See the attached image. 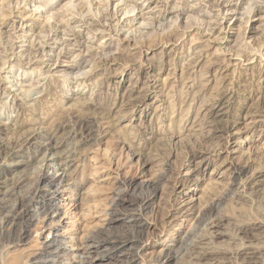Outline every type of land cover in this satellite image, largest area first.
<instances>
[{"label": "rangeland", "instance_id": "rangeland-1", "mask_svg": "<svg viewBox=\"0 0 264 264\" xmlns=\"http://www.w3.org/2000/svg\"><path fill=\"white\" fill-rule=\"evenodd\" d=\"M68 2L75 4L71 8ZM116 3L117 0H0V142L11 154H0V162L24 163L19 167L24 180L0 205V264H12L17 258L19 264H29L27 246L51 238L47 229L33 231L24 246L18 243L17 235L23 220L14 227L5 221L13 214L15 201H28L33 195L40 168L62 173L51 160L56 150L39 143H47L49 137H67L69 128L83 125L87 141L76 144L67 138V143H73L67 144L74 151L72 165L66 169L68 175L60 182L62 185L50 189H59L61 214L73 212L65 219L67 225L60 227L59 241L63 247L71 248L83 233L93 234L96 240L100 237L99 240L123 242L111 256L81 257L67 252V256H58L57 264L76 259L84 261L81 264H129L132 258L136 264H163L165 245L181 237L184 243L170 245L175 249L172 256H178L169 264H264V178L257 183L249 179L257 167L264 168V152L257 157L238 150L227 152L234 142L228 144L226 133L215 132L216 126L225 123L231 131H241L236 134L238 138L246 134L259 139V143L264 139V59L256 56L264 58V10L256 12V0ZM224 3H231L235 12L218 10ZM68 5L75 18L67 22ZM176 10L182 18L176 19ZM62 23L63 30L59 27ZM227 31V39L220 37ZM206 36L209 40L205 42ZM254 52L256 57L247 64L246 57ZM230 56L242 60L241 67L232 73L233 67L224 70ZM72 63L82 66L72 70L68 68ZM189 82L194 86L189 87ZM227 91V101L215 106L219 114L212 122L211 105ZM176 119L182 122L179 132ZM205 157L208 162L201 167ZM231 162L245 165L246 171L233 185L228 170ZM47 164L51 165L44 166ZM5 168L0 181L5 179L9 184L10 167ZM209 178L217 179V184L208 185ZM130 179L137 181L136 186L128 185ZM116 195L124 199L118 207L114 205ZM213 196H220L212 207L216 212L213 209L207 213ZM75 198L81 199L77 207L72 205ZM108 213L119 216L107 227L104 222ZM55 215L49 214V220ZM207 215L211 216L210 222ZM133 216L139 219V226L132 221ZM215 219L218 225L211 223Z\"/></svg>", "mask_w": 264, "mask_h": 264}, {"label": "bare ground", "instance_id": "bare-ground-1", "mask_svg": "<svg viewBox=\"0 0 264 264\" xmlns=\"http://www.w3.org/2000/svg\"><path fill=\"white\" fill-rule=\"evenodd\" d=\"M4 1V0H3ZM15 1V0H14ZM18 1V0H17ZM85 1V0H84ZM119 1H121V0H117V3H119ZM215 1V0H214ZM67 2V1H66ZM65 2V3H66ZM71 2V1H70ZM88 2V1H87ZM98 2V1H97ZM103 2V1H102ZM115 2V1H114ZM218 2V1H217ZM216 2V3H217ZM222 2V1H221ZM256 4L259 6V8L257 7V9H256V12L257 13H262V11L264 10L262 7H264V4L262 3V2H264V1H260L261 3H258L259 1H257L256 0ZM19 3V2H18ZM116 3V4H117ZM67 4V3H66ZM66 4H63V5H66ZM68 4H69V2H68ZM75 4V3H74ZM74 4H69L70 6H71V8H72V6H74ZM83 4V3H82ZM248 4V3H247ZM4 5V4H3ZM40 5V4H39ZM68 5V6H69ZM96 5V4H95ZM102 5H104V4H102ZM252 5V4H251ZM70 6L69 7H65L66 8V10H67V12L69 11V13L67 14V17H66V19H65V21H70V20H72V19H74L75 18V16L74 15H72L71 13H70V11H72V9L70 8ZM108 6V5H107ZM122 6V5H121ZM176 6V5H175ZM219 6V5H218ZM248 6V5H247ZM246 6V7H247ZM250 6V5H249ZM5 7V6H4ZM10 7L11 6H9V9H10ZM14 7V6H13ZM39 7V6H38ZM133 7V6H132ZM131 7V8H132ZM171 7V6H170ZM169 7V8H170ZM198 7H200V6H198ZM212 7V6H211ZM2 8V7H1ZM87 8V7H86ZM89 8V7H88ZM130 8V7H129ZM243 8V7H242ZM8 9V10H9ZM101 9H102V7H101ZM105 9H106V7H105ZM115 9V8H114ZM134 9V8H133ZM171 9V8H170ZM222 9H224V11H226V12H235V8H231V3H224V4H222V5H220V7H219V9L218 10H222ZM244 9H247V8H244ZM38 10V9H37ZM65 10V9H64ZM65 10V11H66ZM73 10H75V9H73ZM88 10V9H87ZM90 10V9H89ZM88 10V11H89ZM196 10V9H195ZM202 10V9H201ZM253 10V9H252ZM34 11V10H33ZM36 11V10H35ZM65 11H64V13H65ZM87 11V12H88ZM124 11H126V10H124ZM128 11H130V10H128ZM127 11V12H128ZM164 11H166V10H164ZM171 11H173V8H172V10ZM177 12V18L175 17V15H174V17L176 18V19H178V18H180L181 17V12L180 13H178V10H176ZM180 11V10H179ZM99 12V11H98ZM3 13V12H2ZM57 13V12H56ZM62 13H63V11H62ZM85 13V12H84ZM91 13V12H90ZM250 13V12H249ZM248 13V14H249ZM29 13H27V15H28ZM92 14V13H91ZM31 15L32 16H34V17H36V19L38 18V16H37V14H32V11H31ZM51 15V14H50ZM64 15V14H63ZM105 15V14H104ZM11 16V15H10ZM49 16V15H48ZM93 16V15H92ZM189 16V15H188ZM223 16V15H222ZM263 16V15H262ZM12 17V16H11ZM112 17V16H111ZM156 17V16H155ZM196 17V16H195ZM260 17V16H259ZM51 18H54V17H51ZM64 18H65V16H64ZM104 18V17H103ZM182 18V17H181ZM192 18V17H191ZM23 19V18H22ZM28 19V18H27ZM47 19V18H46ZM50 19V18H49ZM59 19V18H58ZM189 19V18H188ZM60 20V19H59ZM174 20V19H173ZM191 20H193V19H191ZM198 20V19H197ZM24 21V20H23ZM46 21H48V19L46 20ZM61 21V20H60ZM64 20H62V22H63ZM179 21V20H178ZM246 21V20H245ZM40 22V21H39ZM42 22V21H41ZM67 22L65 23V24H67ZM104 22V21H103ZM209 22V21H208ZM216 22V21H215ZM48 23V22H47ZM64 23V22H63ZM63 23L61 24V25H59V27H61L62 28V25H63ZM102 23V22H101ZM105 23V22H104ZM115 23V22H114ZM207 23V22H206ZM44 24V23H43ZM64 24V25H65ZM158 24V23H157ZM263 24V23H262ZM56 25V24H55ZM74 25V24H73ZM113 25V24H112ZM196 25V24H195ZM35 26V25H34ZM51 26V25H50ZM71 25H69V27H70ZM114 26V25H113ZM206 26V25H205ZM218 26V25H217ZM66 27V26H65ZM74 27V26H73ZM151 27V26H150ZM189 27V26H188ZM215 27V26H214ZM40 29V28H39ZM44 29V28H43ZM174 29V28H173ZM203 29V28H202ZM49 30V29H48ZM60 30V29H59ZM62 30H63V28H62ZM61 30V31H62ZM102 30V29H101ZM70 31V30H69ZM119 31V30H118ZM198 31V30H197ZM203 31V30H202ZM9 32V31H8ZM32 32V31H31ZM44 32V31H43ZM206 32V31H205ZM209 32H210V30H209ZM219 32V31H218ZM37 33H39V32H37ZM54 33V32H53ZM69 33V32H68ZM202 33V32H201ZM262 33V32H261ZM40 34V33H39ZM38 34V35H39ZM44 34V33H43ZM199 34V33H198ZM202 34H204V33H202ZM213 34H214V32H213ZM47 35V34H46ZM72 35L74 36V35H76V33L75 32H72ZM184 35V34H183ZM225 36H220V37H224L225 39H227L228 37H229V32L227 31V35L226 34H224ZM33 36V35H32ZM176 36V35H175ZM204 36V35H203ZM211 37V36H210ZM219 37V38H220ZM37 38V37H36ZM75 38H77L76 36L74 37V39ZM204 38V37H203ZM43 39V38H42ZM63 39V38H62ZM205 40V42H206V40H209V38H208V36H206L205 38H204ZM211 40H212V38H211ZM264 40V39H263ZM43 42V41H42ZM77 42V41H76ZM208 42V41H207ZM210 42V41H209ZM38 44H41V42L40 43H38ZM46 44V43H45ZM69 44V43H68ZM109 44V43H108ZM201 44V43H200ZM207 44H209V43H207ZM206 43H205V46H208ZM262 44V43H261ZM32 45V44H31ZM78 45V44H77ZM85 45V44H84ZM111 45V44H110ZM115 45V44H114ZM239 45V44H238ZM258 45V44H257ZM256 45V46H257ZM81 46V45H80ZM203 46H204V43H203ZM32 47V46H31ZM199 47H197V49H198ZM201 48V47H200ZM257 48V47H256ZM115 49V48H114ZM235 49V48H234ZM96 50V49H95ZM201 50H203V48L201 49ZM200 50V51H201ZM217 50V49H216ZM216 50H215V52H216ZM253 50H255V49H253ZM252 50V51H253ZM87 51V50H86ZM218 51V50H217ZM246 51V50H245ZM251 51V50H250ZM62 52V51H61ZM84 52V51H83ZM41 53V52H40ZM76 53V52H75ZM240 53V52H239ZM239 53H237V54H239ZM94 54V53H93ZM199 54V53H198ZM205 54V53H204ZM247 54V53H246ZM256 52H254V53H251L250 55H249V57H246V59L245 60H247V64H250L251 62H252V59L254 58V57H256V56H258L259 58H261V59H264L263 58V55H261V54H257ZM35 55V54H34ZM57 55V54H56ZM199 55H201V54H199ZM198 55V56H199ZM240 55V54H239ZM242 55V54H241ZM256 55V56H255ZM11 56V55H10ZM38 56V55H37ZM203 56H206V55H203ZM57 57V56H56ZM196 57V56H195ZM201 57V56H200ZM207 57V56H206ZM239 57V56H238ZM237 56H234V58L232 57V56H230L228 59H226V62H225V72L227 71V70H230V68H232L233 67V69H231L230 70V72L232 73L235 69H238V67H241V59L240 58H238ZM243 58H245V57H243ZM203 59V58H202ZM202 59L200 60L201 62H202ZM85 60V59H84ZM239 60V61H238ZM5 61V60H4ZM3 61V62H4ZM196 61V60H195ZM200 61L197 63V67L199 66V64H200ZM203 61H206L205 59H203ZM223 61V60H222ZM30 62V61H29ZM5 63V62H4ZM84 63H85V61H84ZM260 62H258V64H259ZM190 64V63H189ZM257 64V65H258ZM12 65V64H11ZM191 65V64H190ZM261 65V64H260ZM49 66V65H48ZM60 66V65H59ZM82 65L81 64H79V63H72V64H68V68H70V69H72V70H74V69H80V67H81ZM84 67V66H83ZM201 67V66H200ZM199 67V68H200ZM91 68V67H90ZM190 69V68H189ZM198 69V68H197ZM197 69H195V70H197ZM223 69V68H222ZM182 70V69H181ZM221 70V69H220ZM56 71H59V70H56ZM79 71V70H78ZM84 71V70H83ZM88 71V70H87ZM56 73V72H55ZM86 73V72H85ZM189 73V72H188ZM187 73V74H188ZM200 73V72H199ZM32 74V73H31ZM62 74V73H61ZM180 74V73H179ZM186 74V75H187ZM193 74V73H192ZM203 74V73H202ZM235 74V73H234ZM63 75V74H62ZM79 75H82L81 73L79 74ZM185 75V76H186ZM227 75V73H225L223 76H226ZM231 75V74H230ZM77 76V75H76ZM215 76V75H214ZM187 77V76H186ZM229 77V76H228ZM166 78V77H165ZM191 78V77H190ZM216 78V77H215ZM222 78V77H221ZM262 78V77H261ZM179 79V78H178ZM181 79V78H180ZM193 79V78H192ZM260 79V78H259ZM185 80V79H184ZM199 80V79H198ZM229 79H227V81H228ZM187 81V80H186ZM185 81V82H186ZM260 81V80H259ZM192 82V81H191ZM214 83V82H213ZM225 83V82H224ZM47 84H49V83H47ZM162 84V83H161ZM170 84V83H169ZM183 84V83H182ZM200 85V84H199ZM202 85V84H201ZM43 86V85H42ZM187 86V85H186ZM194 85H193V83H190L189 82V87H193ZM197 86V85H196ZM198 87V86H197ZM213 87V86H212ZM180 88V87H179ZM198 88H200V86L198 87ZM197 88V91H199V89ZM20 89H22L21 87H20ZM220 89H222V88H220ZM27 90V89H26ZM244 90V89H243ZM257 90V89H256ZM4 91V90H3ZM260 91V90H259ZM241 92V91H240ZM181 93V92H180ZM196 94V93H198V92H195V91H193V94ZM228 93V91L227 92H225L220 98H218V99H216L214 102H213V104L211 105V111L209 112V115H210V117H211V121L213 122L214 121V119L218 116V114H219V112H217L218 110H215L216 109V107L215 106H220V104L222 103V100H224L225 99V97H226V94ZM258 93V92H257ZM192 94V93H191ZM190 94V95H191ZM193 94H192V96H193ZM247 94V93H246ZM26 95V94H25ZM185 95V94H184ZM177 96V95H176ZM181 96V95H180ZM248 96V95H247ZM258 97H259V95H257ZM165 97V96H164ZM184 97V96H183ZM256 97V96H255ZM170 98V97H169ZM191 98H193V97H191ZM197 98V97H196ZM227 98V97H226ZM261 98V97H260ZM229 99V98H228ZM33 100V99H32ZM79 100V99H78ZM85 100V99H84ZM184 100V99H183ZM193 100V99H192ZM192 100H190V102L188 103V106L191 104V101ZM198 100V99H197ZM197 100H195L194 99V102L196 101L197 102ZM257 100V99H256ZM23 101V100H22ZM34 101V100H33ZM83 101V100H82ZM172 101V100H171ZM203 101V100H202ZM225 101H227L226 99H225ZM79 102V101H78ZM180 102V101H179ZM201 102V101H200ZM30 103H31V101H30ZM170 103V102H169ZM256 103H257V101H256ZM182 104V103H181ZM211 104V103H210ZM73 105V104H72ZM169 106V105H168ZM172 106H173V104H172ZM201 106V105H200ZM252 106V105H251ZM257 107V106H256ZM166 108V107H165ZM189 108V107H188ZM201 108V107H200ZM254 108V107H253ZM173 109V108H172ZM185 109H187V108H185ZM185 109H184V111H182V113H184L185 112ZM262 109V108H261ZM197 110V109H196ZM35 111V110H34ZM172 111V110H171ZM187 111V110H186ZM164 113V112H163ZM171 113V112H170ZM181 113V112H180ZM182 113H181V115H182ZM226 113V112H225ZM255 113V112H254ZM171 115V114H170ZM181 115L180 116H178V117H180V119H181ZM197 115V114H196ZM226 116H227V114H226ZM236 116V115H235ZM88 117H90V116H88ZM173 117V116H172ZM183 117H185V115H183L182 116V118ZM200 117V116H199ZM209 117V118H210ZM222 117V116H221ZM250 117V116H249ZM86 118H87V116H86ZM92 118V117H91ZM180 119L179 120H177L176 119V126H177V128H178V132H179V130H180V125H181V121H180ZM194 119V118H193ZM83 120H85V119H83ZM199 120V119H198ZM87 121H90V118H88V120ZM92 121V120H91ZM196 121V120H195ZM225 121H227L226 119H225ZM231 121V120H230ZM79 122V121H78ZM80 122H82V120L80 121ZM93 122V121H92ZM181 122V123H180ZM222 122V121H221ZM83 123V122H82ZM86 123V122H85ZM89 123H91V122H89ZM168 123H169V121H168ZM184 123V122H183ZM199 123V122H198ZM216 123V122H215ZM219 123H220V121H219ZM4 124V123H3ZM172 124V123H171ZM192 124V123H191ZM1 125V124H0ZM74 125V124H73ZM72 125V126H73ZM89 124L87 123V126H88ZM167 125H170V124H167ZM222 125V124H221ZM226 125H228V124H225L224 123V125H222V126H220V125H218V126H216L215 127V132H222V133H226V141H227V143L229 144L230 142H234V146H232L229 150H227V152H230V153H232V152H235V151H240V152H242V154L243 155H251V156H256L257 154H259V155H261L260 153L261 152H264L263 150H264V139H262L263 141L261 142L260 141V143H259V139H252L253 138V136H249V135H247L246 136V134H245V137L244 138H238L237 136H236V134H238L239 132H241L240 130H237V131H235V132H233V131H231L230 129H228L227 128V126ZM81 126V125H80ZM79 126V127H80ZM92 126V125H91ZM90 126V127H91ZM180 126V127H179ZM189 126V125H188ZM70 127H71V125H70ZM86 125H83V126H81V128H78V126H74V127H72V129H70L69 128V131L67 132V133H70V134H68L69 136H67L66 137V135H62V137H60V138H58V140H54L55 138H54V136H53V138L54 139H52V137H49L48 138V142L47 143H39V144H42V145H44V148H46V149H53V150H56L54 153H52V155H53V159H51L52 161H54L55 163V165L57 166V168H59V169H62V173H60L59 175H57L55 172V174H53V173H49L46 169L44 170V168H40V170L38 171V173H37V176H36V187L34 188V190H33V195L32 194H30L31 195V197L29 198V200L28 201H26V199H25V201H24V198H20V199H18V201H15L16 203H14V207H13V214H11V217H7V219H6V221L5 222H8V223H11V226L12 227H14L15 226V224L19 221V220H23V225H21V228L19 229V232H18V243H22V244H24V243H26V240H27V238L31 235V232H33V231H39V230H42V229H47L48 230V233H51L52 235H51V238L50 239H48V240H43V241H41V242H37V243H35L32 247H31V245L30 246H27L28 247V249H29V247H30V251H28L27 250V252H29L28 254H27V252H25V254H26V261L27 262H29V264H57V258H58V256L60 255V256H62V255H64V254H66L67 252H69V253H71V254H73L74 256H84V257H92L91 256V254H96V255H100L101 257H107V256H111L112 255V253H113V251H114V249L119 245V244H121L123 241L121 240V241H116V240H109V239H101V240H99V238L96 240V239H94L93 238V234H85V235H83V233H82V235L80 236V238H79V240L73 245V246H71V248L70 247H63V245L60 243V241H59V236H61V225H63V224H65L66 223V225H67V222H65V219L68 217V215H71V214H73V212H68V211H62V214H61V208H60V198H61V195H60V193H57L58 192V188L56 187V188H54L53 190H50L53 186H56V185H58L61 181H62V179L63 180H65L66 179V177H67V172H66V169H68V167H70L72 164H71V162L73 161V153H74V151H73V149L71 150V148H69V145L71 144V141H76V144H77V142H79V143H81L83 140L86 142L87 141V138H85V135H83L85 132H86ZM186 127V126H185ZM191 127V126H190ZM1 128V127H0ZM211 128V127H210ZM92 129V128H91ZM165 129V128H164ZM168 129V128H167ZM176 129V128H175ZM187 129H189V128H187ZM88 130H89V126H88ZM93 130V129H92ZM157 131V130H156ZM161 131V130H160ZM90 132H92L91 130H89V133ZM39 133V132H38ZM65 133V132H64ZM153 133V132H152ZM166 133V132H165ZM243 133V132H242ZM92 134V133H91ZM94 134V133H93ZM158 134V133H157ZM161 134V133H160ZM178 135H179V133H178ZM61 136V135H60ZM65 136V137H64ZM87 136V135H86ZM88 136H89V134H88ZM172 136V135H171ZM56 137V136H55ZM93 137V136H92ZM236 137L238 138V139H240V140H236ZM29 138H30V136H29ZM28 138V139H29ZM67 138H71V141L69 142V143H67ZM57 139V138H56ZM90 140H91V138H90ZM1 141V140H0ZM31 141V140H30ZM83 141V142H84ZM92 141V140H91ZM96 141V140H95ZM168 141V140H167ZM225 141V142H226ZM83 142H82V144H83ZM90 142V141H89ZM32 143H33V141H32ZM88 143V142H87ZM67 144H69V145H66ZM84 144H86V143H84ZM219 144V143H218ZM223 144V143H222ZM4 145L5 144H2L1 142H0V154H5V155H11L10 153H8V151L9 150H7V151H5L6 150V148H7V146H5L4 147ZM38 145V144H37ZM65 145V146H64ZM71 145H73V143L71 144ZM70 145V146H71ZM226 145V144H225ZM63 146H64V148H63ZM76 146V145H75ZM133 146V145H132ZM58 147H61L60 148V150L58 149ZM9 148V147H8ZM72 148H73V146H72ZM79 148V147H78ZM76 149H77V147H76ZM76 149H74V150H76ZM220 149V148H219ZM11 150V149H10ZM12 151V150H11ZM137 151V150H136ZM226 151V150H225ZM10 152V151H9ZM48 152V151H47ZM218 152V151H217ZM130 153V152H129ZM211 153L212 152H209L208 153V156H210L211 155ZM145 155V154H144ZM264 155V154H263ZM58 158V160L59 159H62V158H64L63 160H60V161H56L57 160V158ZM72 156V157H71ZM154 156V155H153ZM205 156V155H204ZM246 157V156H245ZM257 157V156H256ZM255 157V158H256ZM260 157V156H259ZM258 157V158H259ZM1 158H4V157H1ZM6 158V157H5ZM82 158V157H81ZM155 158V157H154ZM205 160L204 161H201L202 163H201V167H204L205 165H206V163L208 162V157H205L204 158ZM249 159V157L247 158V160ZM5 160V159H4ZM252 160H254V159H252ZM245 161V160H244ZM4 162V161H3ZM6 162V161H5ZM25 162V161H24ZM39 162V161H38ZM41 163V162H40ZM48 163V162H47ZM51 163V162H50ZM23 161L21 160V161H16V162H14V163H11V164H7V165H9V174H10V176H12V178H11V180L9 181V184H6V180L4 179V180H2V181H0V205L4 202V200H6L5 198L7 197V196H9L11 193H13V191L16 189V188H18L19 187V184L24 180V175H23V173H21V170L20 169H22V168H20L19 169V167H21V166H23ZM65 165L66 167H63L62 165ZM7 165H3L1 162H0V176H2L1 174H2V172L4 171V169H6L7 170V168H5V166H7ZM51 164H47V165H44V166H50ZM26 166V165H25ZM24 166V167H25ZM53 166V165H52ZM228 170H229V175H230V183L233 185V184H235V182H236V179L237 178H239L243 173H245L246 171H245V165H241V164H238V163H233V162H231L230 164H228ZM260 166V165H259ZM41 167V166H40ZM247 167V166H246ZM46 168V167H45ZM48 168V167H47ZM259 167H257V170L254 172L255 174L254 175H252V176H250L249 174L251 173H249V174H247V175H249L250 177H249V179L250 178H252V182H254V183H257V182H259V180H260V178H264V168H263V166H261L259 169H258ZM24 169V168H23ZM253 169V168H252ZM32 171H33V169H32ZM32 171H30V172H32ZM253 171H254V169H253ZM23 172V171H22ZM58 173V172H57ZM253 173V172H252ZM9 174H8V176H9ZM140 174V173H139ZM5 176V175H4ZM7 176V175H6ZM5 176V177H6ZM117 176V175H116ZM27 177V176H26ZM114 177V176H113ZM116 178V177H115ZM1 179H2V177H1ZM34 179V178H33ZM248 179V176H247V179H246V181L247 180H249ZM242 180V179H241ZM6 181V182H5ZM140 181V180H139ZM142 181V180H141ZM141 181H140V184H141ZM207 181V180H206ZM240 181V180H239ZM261 181V180H260ZM137 182V181H136ZM133 179H130L129 181H128V185L132 188V187H134V186H136L135 185V183H136ZM208 182V181H207ZM243 182V181H242ZM206 183V182H205ZM212 185H216L217 184V179H215V178H209V182H208V185H210V184ZM216 183V184H215ZM229 183V182H228ZM229 183V184H230ZM241 183V182H240ZM245 183V182H244ZM61 185H62V183H60ZM138 184V183H137ZM207 185V186H208ZM243 185V184H242ZM128 186V187H129ZM231 186V185H230ZM206 187V186H205ZM213 187V186H212ZM229 187V186H228ZM207 188V187H206ZM208 188H210V186L208 187ZM230 188V187H229ZM234 188V187H233ZM121 189V188H120ZM204 189V188H203ZM20 190V189H19ZM134 190V189H133ZM197 190V189H196ZM209 190H211V188L209 189ZM208 190V191H209ZM233 190V189H232ZM16 191V190H15ZM85 191V190H84ZM205 191V190H204ZM226 192V191H225ZM224 192V193H225ZM233 192V191H232ZM30 193V192H29ZM87 193V192H86ZM212 193V192H211ZM224 193H222V194H224ZM227 193V192H226ZM246 193V192H245ZM80 194V193H79ZM89 194V193H88ZM16 195V194H15ZM211 195V194H210ZM209 195V196H210ZM214 195V194H213ZM217 195V194H216ZM228 195V194H227ZM226 195V196H227ZM84 196V195H83ZM197 196V195H196ZM225 196V195H224ZM223 196V197H224ZM74 197V196H73ZM211 197V196H210ZM220 198V196H213L211 199H210V201L209 200H207L206 201V203L208 202L209 203V205L206 207V210L205 211H207V213L208 212H210V211H212L214 208H216V207H214V208H212L214 205L216 206V203H215V201L217 200V198ZM113 198V197H112ZM218 198V199H219ZM222 199V198H221ZM225 199V198H224ZM81 200V199H80ZM79 198H75L73 201V206L74 207H77V204L79 203ZM114 200H115V203H114V205H116L117 207L119 206V205H121L122 204V202L124 201V199L123 198H119L117 195H116V197L114 198ZM78 202V203H77ZM81 202V201H80ZM85 202V201H84ZM109 202V201H108ZM223 202V201H222ZM4 203H6V202H4ZM215 203V204H214ZM218 204V203H217ZM228 204V203H227ZM78 205H80V204H78ZM113 205V206H114ZM205 204L203 203V205L202 206H204ZM207 205V204H206ZM221 205V204H220ZM201 206V207H202ZM201 207H199L198 209H201ZM241 207V206H240ZM202 208H204V207H202ZM219 208H220V206H219ZM243 208V207H242ZM116 209V208H115ZM188 209V208H187ZM191 210V209H190ZM204 210V209H203ZM203 210H201L200 212L203 214ZM215 210V212H216V209H214ZM244 210V209H243ZM83 211V210H82ZM100 211V210H99ZM114 212V211H113ZM186 212V211H185ZM51 213H56V215H55V217H52V219H50L49 220V214L51 215ZM85 213V212H84ZM76 214H78V213H76ZM206 214V213H205ZM214 214V213H213ZM217 214V213H216ZM220 214V213H219ZM107 215V214H106ZM196 215H198V213L196 214ZM196 215H194V217H196L197 218V216ZM200 215V214H199ZM211 215V214H210ZM209 215V216H210ZM117 216H119V215H115L114 217L112 216V214L111 213H108V216L106 217V221L104 222L105 224H106V226L108 227V224L110 223V222H112L113 220H115V219H117L116 217ZM200 216H202L203 217V215H200ZM208 215H207V218L206 219H209V218H211V216L209 217ZM74 217V216H73ZM201 217V219H203ZM209 217V218H208ZM195 218V220L197 221V219ZM223 218V217H222ZM131 219H132V221L134 222V224H136L137 226H139V223H137L138 221H139V219L138 218H136V217H131ZM200 219V218H199ZM199 219H198V221H199ZM205 220V219H204ZM210 220L211 219H209L208 220V222H210ZM201 221V220H200ZM53 222V223H52ZM203 222V221H202ZM241 222V221H240ZM19 223V222H18ZM213 225H218L219 224V221L218 220H212V222H211ZM210 223V224H211ZM95 224V223H94ZM93 224V225H94ZM141 224V223H140ZM144 224V223H143ZM237 224V223H236ZM10 226V227H11ZM209 226V225H208ZM242 226H244V225H242ZM33 227V228H32ZM61 227V228H60ZM69 228H71V227H69ZM97 228V227H96ZM67 229V228H66ZM242 229V228H241ZM74 230V229H73ZM95 230V229H94ZM237 230V229H236ZM18 231V230H17ZM64 231V230H63ZM87 231H88V229H87ZM135 231V230H134ZM186 232V231H185ZM9 233V232H8ZM17 233V232H16ZM81 233V232H80ZM183 235H185V233L183 234ZM187 235V234H186ZM64 236V235H63ZM105 237V236H104ZM185 237V236H184ZM70 238V237H69ZM78 239V238H77ZM114 239V238H113ZM72 240V239H71ZM195 240V239H194ZM172 243L173 244H175V243H177L178 242V244L179 243H184V238L183 237H181L180 239L179 238H173L172 240ZM36 242V241H35ZM65 243V242H64ZM172 243H168V244H166L165 245V248L163 249V251H162V255L164 256V258L163 259H165V261H164V263L163 264H169V262L171 261V260H177V256L178 255H175V256H172V251H175V249L173 250V248H172V246H170V245H173ZM195 243V242H194ZM76 245V246H75ZM134 244H132V246H133ZM24 246H25V244H24ZM67 246V245H66ZM134 246H136V245H134ZM16 248V247H15ZM132 248H134V247H132ZM178 249H179V247H177ZM185 248V247H184ZM263 248V247H262ZM17 249V248H16ZM22 249V248H21ZM25 249H27V248H25ZM68 249H70V250H68ZM226 249V248H225ZM134 250V249H133ZM136 250V249H135ZM193 250V249H192ZM213 250V249H212ZM137 252V251H136ZM239 252V251H238ZM247 252V251H246ZM135 253V252H134ZM186 253V252H185ZM204 253V252H203ZM215 253V252H214ZM227 253V252H226ZM243 253H245V252H243ZM251 253V252H250ZM136 255H137V253H135ZM205 254V253H204ZM246 254V253H245ZM134 255V254H133ZM160 255H161V253H160ZM247 255V254H246ZM24 256V255H23ZM66 256H67V254H66ZM196 256V255H195ZM205 256V255H204ZM251 256V255H250ZM65 257V256H64ZM200 257V256H199ZM25 258V257H24ZM62 258V257H61ZM220 258H221V256H220ZM213 259H215V258H213ZM234 259V258H233ZM17 260H18V258H17ZM17 260L16 261H14V262H17ZM75 260V259H74ZM78 259H76V261H73L72 260V262L71 263H66V264H81V263H84V261H82V260H78ZM218 260V259H217ZM12 261V262H13ZM25 261V262H26ZM70 261V260H69ZM180 261V260H179ZM220 261H222V260H220ZM247 261V260H246ZM12 263V264H15V263ZM23 262V261H22ZM59 262V261H58ZM162 262V261H161ZM264 262V261H263ZM18 263V262H17ZM20 263V262H19ZM18 263V264H19ZM140 263V262H139ZM159 263V262H158ZM171 263V262H170ZM240 263V262H239ZM24 264V263H23ZM26 264V263H25ZM59 264V263H58ZM86 264V263H85ZM129 264H136V259H131L130 261H129Z\"/></svg>", "mask_w": 264, "mask_h": 264}]
</instances>
